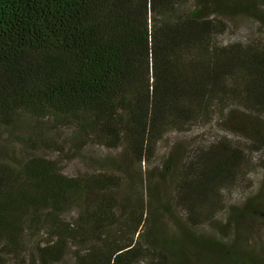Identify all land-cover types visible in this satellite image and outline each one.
<instances>
[{
  "label": "trees",
  "instance_id": "16d2710c",
  "mask_svg": "<svg viewBox=\"0 0 264 264\" xmlns=\"http://www.w3.org/2000/svg\"><path fill=\"white\" fill-rule=\"evenodd\" d=\"M242 14L264 33V0H0V264H264V40H219ZM212 124L254 139L169 147Z\"/></svg>",
  "mask_w": 264,
  "mask_h": 264
},
{
  "label": "rangeland",
  "instance_id": "374dc122",
  "mask_svg": "<svg viewBox=\"0 0 264 264\" xmlns=\"http://www.w3.org/2000/svg\"><path fill=\"white\" fill-rule=\"evenodd\" d=\"M226 24L230 28V32L226 35H223L219 38L221 42H230V41H252L256 40L257 38H261L264 40V33L259 31L256 21L250 17L249 15L242 14L231 17H227L224 19ZM253 129V128H252ZM219 136H226L229 139H236L238 140L240 136H237L235 133H232L231 131H224L219 128L217 124L208 125L206 127H194L191 131L182 133L181 135H178L176 133H170L168 136V141L170 146L172 147L175 143H186L191 146L197 145L199 146H209L216 138ZM3 144L7 145L9 144L7 141H5L6 137H2ZM254 137L249 134L248 136L241 138L238 140L240 144L242 143H252L250 140H253ZM11 146L7 147L11 152H18L19 153V146L18 144H14L12 139H9ZM256 146H259V144H254ZM167 151V144L166 142H162L159 144L157 156L152 160V166H156V164L159 162L158 157L164 155V153ZM85 157L87 158V162L91 163L93 159H100L103 157H107L110 154L114 157L118 156V152L114 151H108L106 149H101L97 147H90L85 150ZM161 159V158H160ZM249 165L245 168L248 175L244 176L245 181L242 178L241 183L244 186H252L255 188V190L259 189L261 183H262V177L264 176V156L257 151L251 152L249 158ZM63 167L65 173L69 175H76L78 172H83L87 170V166L84 165V163L78 159H75L74 156H69L64 160ZM147 166H143V170L145 171ZM234 203H238L243 197L240 196L238 193L231 194ZM73 217V214L70 216ZM254 235L256 237V241L261 243V245L257 246L260 247V250L264 252V224L256 231L254 232ZM28 264V263H23Z\"/></svg>",
  "mask_w": 264,
  "mask_h": 264
}]
</instances>
